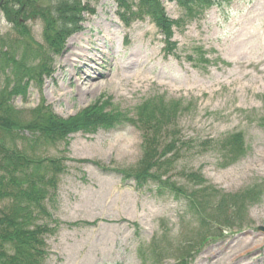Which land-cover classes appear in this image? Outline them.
<instances>
[{
  "label": "rangeland",
  "instance_id": "1",
  "mask_svg": "<svg viewBox=\"0 0 264 264\" xmlns=\"http://www.w3.org/2000/svg\"><path fill=\"white\" fill-rule=\"evenodd\" d=\"M80 1L78 29L56 55L44 35L49 23L56 28L53 9L35 15L17 8L11 21L0 11L4 49L18 46L20 54L26 42L33 67L50 69L33 76L26 98L14 95L8 105L28 118L43 103L67 119L108 99L126 110L148 98L180 102L172 126L179 157L160 180L184 185L188 173L201 174L208 189L199 194L208 198L196 215L157 182L137 188L124 178L120 171H133L142 156L135 126L24 143L28 153L61 158L64 166L48 201L45 264H264V0H217L204 12L192 0H161L175 21L169 41L149 17L126 25L135 13L115 0ZM84 63L90 74L104 71L91 81L99 88L80 83ZM14 81L12 71L0 73V94ZM233 132L243 139L234 161L222 143ZM229 196L233 207L217 212L213 203H229Z\"/></svg>",
  "mask_w": 264,
  "mask_h": 264
},
{
  "label": "trees",
  "instance_id": "2",
  "mask_svg": "<svg viewBox=\"0 0 264 264\" xmlns=\"http://www.w3.org/2000/svg\"><path fill=\"white\" fill-rule=\"evenodd\" d=\"M116 1L126 11L137 8V12L148 14L167 37L171 35L172 21L166 16L160 0ZM176 1L184 5L186 0ZM192 1L201 8L213 0ZM50 3L51 5L45 6L42 0H0V11L11 21L10 14L17 8L20 11L31 9L35 11V15L53 9L57 17L54 18L56 28L49 23L48 32L44 35L48 48L56 55L61 51L64 38L78 29L76 19L79 18L77 13L82 3L80 0H54ZM21 46L22 50L18 54V46L4 49L0 44V73L10 70L15 75L12 88L6 92L5 97L2 95L4 92L0 94V201H3L2 206L0 205V264H45L47 254L45 234L49 231L48 219L51 216L53 218L48 201L55 195L56 175L61 173L64 166L61 158L39 156L38 150L34 151L36 153H28L23 149L24 143L49 145L65 141L70 134L79 131L93 134L98 130L111 131L133 125L142 131L143 151L133 171H120L123 177L133 178L137 188L155 181L161 189L174 197H182L186 209L198 214L203 205L202 201L207 203L208 198L199 194L208 189L207 186H202L204 179L201 174L188 173L184 185L160 180L179 157L180 147L177 143L180 139L172 126L180 110V102L166 103L162 98H148L138 107L126 110L113 105L108 99L103 103L84 107L80 113L67 119L53 114L49 106L40 103L28 111V118L18 117L21 111L8 105V99L14 95L26 98L27 87L33 81V76L40 77L42 72L50 74V69L47 70L45 65H36L38 71L35 72L36 66L33 67L30 60V45L24 42ZM262 122L264 125V121ZM18 136L21 141H17ZM161 139L168 141L161 145ZM222 143L224 150L231 155L226 160L233 158L234 161L238 153L242 152L240 133L228 135ZM21 144L22 147H19ZM159 144L164 148L158 149ZM228 199L229 203L221 200L212 206L217 212L231 208L233 204L230 196ZM210 204L211 202L209 207ZM40 215L45 222H38Z\"/></svg>",
  "mask_w": 264,
  "mask_h": 264
},
{
  "label": "bare ground",
  "instance_id": "3",
  "mask_svg": "<svg viewBox=\"0 0 264 264\" xmlns=\"http://www.w3.org/2000/svg\"><path fill=\"white\" fill-rule=\"evenodd\" d=\"M100 38H103V36L101 35L100 36ZM83 54H80V56H82ZM95 56V55H94ZM86 59L87 60H89L90 62H92V61H94L95 62V59L94 58H91V57H86ZM86 64L84 63V65H83V69H81V73L83 74H85V76H83V78L81 79V84H89V87H92L93 88V86H94V88H99L100 87V85L98 84V85H94L93 83H91V81H92V79L95 77V76H93V75H98L99 77L101 76V75H103L104 74V71H96V69L95 68H93L95 71H96V73L95 74H90L88 71H89V69L91 68L89 65H87V66H85ZM92 75V76H91Z\"/></svg>",
  "mask_w": 264,
  "mask_h": 264
}]
</instances>
